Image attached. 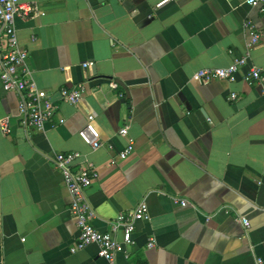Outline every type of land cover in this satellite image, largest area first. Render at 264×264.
<instances>
[{
	"label": "crops",
	"instance_id": "crops-1",
	"mask_svg": "<svg viewBox=\"0 0 264 264\" xmlns=\"http://www.w3.org/2000/svg\"><path fill=\"white\" fill-rule=\"evenodd\" d=\"M23 1L45 10L18 18V35L59 107L43 130L26 127L19 95L0 79V264H264V83L245 77L251 66L264 73V12L247 0ZM247 20L261 33L248 64L233 80H193L246 54ZM80 82L79 103L59 100L62 86ZM89 122L97 150L79 136ZM73 151L82 154L74 169L86 158L99 171L86 189L98 229L149 205L128 256L113 263L96 244L71 252L79 231L54 156Z\"/></svg>",
	"mask_w": 264,
	"mask_h": 264
},
{
	"label": "built area",
	"instance_id": "built-area-1",
	"mask_svg": "<svg viewBox=\"0 0 264 264\" xmlns=\"http://www.w3.org/2000/svg\"><path fill=\"white\" fill-rule=\"evenodd\" d=\"M168 0H162L156 7H161ZM254 7H259L264 12V0H247ZM45 10L36 2L23 0H0V79L5 90L16 92L19 95V112L22 123L26 127H33L43 130L46 122L58 109L57 103L52 100L47 90L39 87L33 77V71L29 65V50L24 47L19 39L17 19L27 20L35 16L44 15ZM251 38L247 46V52L240 58H235L233 63L225 67L202 68L195 72L193 80L198 82H210L214 79L233 80L235 74L241 66L248 64L251 50L258 45L261 40V33L257 31L252 20L245 22ZM232 53V52H231ZM90 62L84 63L87 67ZM246 81L249 84L264 83V73L256 66H251L246 73ZM111 88H118L119 82L116 79L109 80ZM87 86L84 82L74 85L62 86L59 93V100L70 104L79 103ZM124 94L121 93L120 96ZM232 97H237L233 93ZM65 119L61 118L60 122ZM1 128L4 133L10 131L7 120H2ZM129 126L125 125L119 130V134L127 137ZM81 139L93 150L102 146L101 133L92 122L86 124L79 131ZM134 150V142L130 140L124 150L120 152L121 159L127 158ZM82 157L79 151L58 152L54 156L56 167L63 175V183L68 188L71 195L70 211L79 231L78 239L71 252L75 253L83 250L91 244L98 246V256L111 263L117 253L123 252L128 256L127 246L134 243L133 234L136 224L140 220L149 217V205L142 200L133 209L120 212L112 221L111 228L106 231L98 229L93 224L96 211L89 203L86 189L99 178V171L94 162L89 159L83 160L78 168L74 169L76 161ZM115 160H112L114 163ZM183 205L187 202L183 201ZM246 227H250L247 218H242ZM156 241L151 238L148 246L154 247ZM263 264V260H259Z\"/></svg>",
	"mask_w": 264,
	"mask_h": 264
}]
</instances>
